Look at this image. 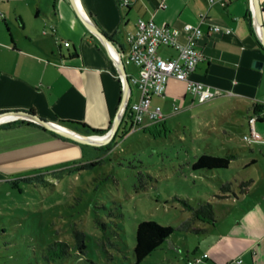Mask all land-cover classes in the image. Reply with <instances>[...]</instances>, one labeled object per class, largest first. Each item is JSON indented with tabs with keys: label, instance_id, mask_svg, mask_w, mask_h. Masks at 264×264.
Instances as JSON below:
<instances>
[{
	"label": "crops",
	"instance_id": "obj_1",
	"mask_svg": "<svg viewBox=\"0 0 264 264\" xmlns=\"http://www.w3.org/2000/svg\"><path fill=\"white\" fill-rule=\"evenodd\" d=\"M10 1L0 0V113L28 110L47 120L69 121L67 125L86 134L92 133L88 125L111 128L124 81L110 47L86 27L70 0H54L52 9L44 13L38 7L34 17L19 7L6 8L4 4ZM81 3L123 53L128 51L126 36L137 30L139 19L181 29L188 22L196 23L204 31L199 39L203 59L193 77L228 93L200 101L188 91L185 81L172 77L165 94L152 98L153 104L162 106L165 119L148 121L141 128L158 131L181 112L188 113L200 134L203 129L212 131L230 124L229 119L234 125L242 123V114L249 122L252 106L264 100V47L251 0ZM227 28L232 31L227 33ZM180 40H187L185 33ZM159 53L168 58L178 51L162 44ZM126 68L128 74L138 72L134 64ZM176 106L180 107L177 111ZM258 125L264 135V123ZM253 142L259 147H252L255 153L244 162L245 174L236 178L247 181L242 194L233 191L218 196L216 222L199 221L207 230L198 235L194 248H188L193 249L192 259L208 254L198 264H264V141ZM87 147L100 146L80 143L25 118L4 120L0 122V187L6 181L54 175L73 165Z\"/></svg>",
	"mask_w": 264,
	"mask_h": 264
},
{
	"label": "rangeland",
	"instance_id": "obj_2",
	"mask_svg": "<svg viewBox=\"0 0 264 264\" xmlns=\"http://www.w3.org/2000/svg\"><path fill=\"white\" fill-rule=\"evenodd\" d=\"M53 2L11 0L4 6L31 16L38 7L50 11ZM180 113L156 134L139 127L98 149L87 147L73 165L54 175L3 183L0 264H49L45 247L54 240L67 241L72 254L53 264H189L194 255L188 248L198 243L199 234L177 230L192 215L185 201L199 207L209 200L219 207L217 197L227 193L222 189L227 182L242 194L244 186L236 178L255 153L252 147L259 146L244 138V131H251L246 114L242 123L229 119L220 129L198 134L194 120ZM207 151L240 156L227 168L194 170L196 156ZM144 220L171 225L175 232L137 263L135 234ZM77 231L86 234L85 253L74 247Z\"/></svg>",
	"mask_w": 264,
	"mask_h": 264
},
{
	"label": "built area",
	"instance_id": "obj_3",
	"mask_svg": "<svg viewBox=\"0 0 264 264\" xmlns=\"http://www.w3.org/2000/svg\"><path fill=\"white\" fill-rule=\"evenodd\" d=\"M227 1L222 0L223 3ZM202 19H206L205 14H202ZM214 29L222 31L220 26H215ZM225 31L229 33L232 29L227 28ZM182 33L186 34V41L180 40ZM203 34L201 26L196 23L188 22L181 29L168 23L160 24L154 19H139L137 30L127 34L128 51L123 53V60L125 65L134 64L138 67V72L128 74L134 88L129 104L132 131L148 121L154 123L165 119L166 114L162 106L153 104L152 98L154 95L165 94L169 79L172 77L185 81L188 91L200 101H208L228 93L193 77L198 63L203 59V52L199 47V39ZM69 44L70 42L66 41V45ZM162 44L175 47L178 51L177 56L163 57L159 53ZM258 104L262 109L251 114L249 118L251 131L244 135L246 140L264 141V135L258 129V124L264 123V100ZM179 108L176 106V111ZM207 256L205 253L195 257L189 260V264H198ZM238 262L241 263L242 259H238Z\"/></svg>",
	"mask_w": 264,
	"mask_h": 264
},
{
	"label": "trees",
	"instance_id": "obj_4",
	"mask_svg": "<svg viewBox=\"0 0 264 264\" xmlns=\"http://www.w3.org/2000/svg\"><path fill=\"white\" fill-rule=\"evenodd\" d=\"M252 107L254 112L262 109V106H260L258 103H255ZM61 122L66 124V122L69 121ZM131 122L132 117L128 110L113 141L118 136L125 137L130 133L132 125H129V123ZM88 127L90 128L92 133L101 134L106 133L110 129V127L107 129H98L89 125ZM144 130L153 132L155 134L160 131L158 130L156 132L153 127H144ZM239 156L240 154L238 152H229L225 155H220L207 151L196 156V159L192 163V168L194 170L227 168L230 166L232 161L238 159ZM242 185L246 187L247 181H243ZM244 187L242 189H244ZM222 189L227 193L233 192L230 182L224 183ZM185 202L187 203V208L192 211V215L188 219L183 221L181 225L177 227V230L192 231L198 234L205 233L207 227L199 226L196 223L197 221H201L204 224H214L216 222L217 218L215 215L213 203L209 200H204V202L201 203L199 207H194L187 201ZM174 232L175 228L173 226L161 224L156 220H144L140 222L136 228V243L134 246V256L137 263H140L145 257L156 250L163 242L169 239ZM85 236L86 234L84 232L77 231L78 241L76 242L74 247L81 253H85L87 248V244L84 240ZM71 254V245L67 241L54 240L48 243L45 247L44 259L49 262V264H53L55 261L66 258ZM92 262L93 264H99L95 261Z\"/></svg>",
	"mask_w": 264,
	"mask_h": 264
},
{
	"label": "water",
	"instance_id": "obj_5",
	"mask_svg": "<svg viewBox=\"0 0 264 264\" xmlns=\"http://www.w3.org/2000/svg\"><path fill=\"white\" fill-rule=\"evenodd\" d=\"M70 1L73 4V7L77 15L86 25V27L97 37H99L101 41H103V43L107 45V47H110V51H112V55L116 59L117 66L121 72L124 81L121 104L115 116V119L112 123L111 128L106 133L103 134L101 133L86 134L73 129L72 127H70L65 123L47 120L37 115L36 113L28 110H14V111L1 112L0 122L4 120H10L16 118H25L30 121L36 122L47 129L55 131L56 133L62 136L71 138L80 143L101 146L111 142L115 138L124 120V117L129 109L133 86L130 82L127 68L123 60V52L117 47L115 41L111 39L105 32H103L99 28V26L93 20V18L85 11L81 3V0H70ZM251 2H252L253 13H254L253 15L255 18V24H256L258 36L262 44L264 45V7L262 5L261 0H251Z\"/></svg>",
	"mask_w": 264,
	"mask_h": 264
},
{
	"label": "bare ground",
	"instance_id": "obj_6",
	"mask_svg": "<svg viewBox=\"0 0 264 264\" xmlns=\"http://www.w3.org/2000/svg\"><path fill=\"white\" fill-rule=\"evenodd\" d=\"M129 110V109H128Z\"/></svg>",
	"mask_w": 264,
	"mask_h": 264
}]
</instances>
